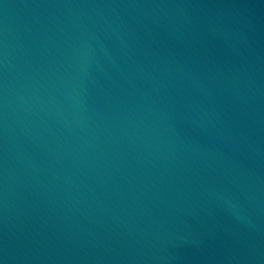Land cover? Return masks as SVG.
Here are the masks:
<instances>
[{"label":"water","instance_id":"95a60500","mask_svg":"<svg viewBox=\"0 0 264 264\" xmlns=\"http://www.w3.org/2000/svg\"><path fill=\"white\" fill-rule=\"evenodd\" d=\"M0 264H264V0H0Z\"/></svg>","mask_w":264,"mask_h":264}]
</instances>
